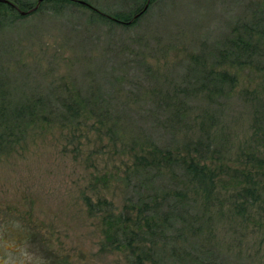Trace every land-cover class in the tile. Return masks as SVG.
Instances as JSON below:
<instances>
[{"label": "rangeland", "instance_id": "374dc122", "mask_svg": "<svg viewBox=\"0 0 264 264\" xmlns=\"http://www.w3.org/2000/svg\"><path fill=\"white\" fill-rule=\"evenodd\" d=\"M84 1L105 13L145 2ZM55 12L46 3L0 28V106L37 97L59 103L71 90L119 119L113 132L90 121L10 138L16 144L0 152V264H127L123 249L106 244L103 216L155 194L139 184L145 167L133 155L151 143L185 155L189 142L208 178L200 185L160 165L162 193L188 197L184 211L170 216L166 241L178 238L184 264H264V205L248 208L239 194L249 182L237 172L248 149L264 142V72L255 71L264 67V0H154L129 27L93 22L79 10ZM254 23L257 56L243 65L223 59L229 39ZM202 69L234 74L235 82L222 93L200 91ZM166 101L181 107L175 113ZM135 133L145 142L131 148ZM166 254L161 263L177 264Z\"/></svg>", "mask_w": 264, "mask_h": 264}, {"label": "trees", "instance_id": "16d2710c", "mask_svg": "<svg viewBox=\"0 0 264 264\" xmlns=\"http://www.w3.org/2000/svg\"><path fill=\"white\" fill-rule=\"evenodd\" d=\"M9 1L13 2L14 5L0 2V28L14 25L17 21L25 19L29 14L37 12L46 3L53 5L56 12L58 10L72 12L73 10H79L80 12H85L87 17L93 22H103L108 25L114 24L117 26L123 25L122 27H129L138 21L147 11L150 3L154 0H149L148 7L136 18L133 17L134 14L142 10L146 0L143 5L135 6L127 12L114 13H105L92 4H90L91 6L80 4L76 0H43L38 4L36 9L25 15H21L17 8L29 10L35 6V2L33 3L26 0ZM254 28L259 29V25L257 26V24L254 23V25L248 27V25L244 24L241 31L234 34L231 39H229L226 49L223 50V56H220L223 59H228L230 62H238L239 65L246 64V62L251 60L252 55L257 56L258 45L252 41V35L249 33V31ZM195 60H198V57H195ZM255 71L264 72V67L259 68L256 66ZM200 73L204 75V77H199L200 91L208 92L213 87L219 93H222L221 88L224 84L232 86L235 82L234 74L226 75L223 72V74L214 77L212 71H203V69ZM207 86V89L202 88ZM181 90L185 91V89H180L177 94L181 93V96L185 97V94L181 92ZM68 91L69 96L61 99L59 103L51 99L45 100L41 97H37L33 101L29 100L15 107L11 105H1L0 152L7 151L16 144L14 143L11 145L10 138H12L11 140L13 143L15 141L13 140L14 136L21 134L20 139L23 140L27 135H31L30 130L35 127L39 130H45L53 124L85 127L88 126V123L91 121L103 124L109 132H113V129L116 128L118 117L115 118L110 115L104 116L98 111L96 100L91 101L87 96L77 95L71 90ZM181 102L182 101L173 103L166 101L165 105L173 106L176 113L181 107ZM175 117L176 114L173 115L172 121H175ZM108 123L110 127L106 125ZM3 135H5V137H3ZM128 140L131 144V148L136 143L145 142V139L142 138L140 133L131 134ZM261 140H264V138L262 137ZM190 143L191 142L188 143L189 149L185 155L179 154L176 156L171 147L160 146L154 143H151L145 154L141 156L133 155L135 162L138 163H134V165H142L141 167H145L142 169L134 168V170L140 169V173L137 175L139 184H150V188H152L155 194L145 199V202L140 200L137 206H135V204L132 206L130 205L131 202L127 201L123 209L117 213L108 209L103 216L106 244L118 250L123 249L126 254L127 264H166L161 262L167 260L164 257L167 256L166 252L168 250H170V255L168 256H172L177 264H184L181 253H179L180 249L179 252L177 251L176 253V248L178 249L176 240L178 241V238L166 241L168 239L164 236L167 229L170 227V216L172 218L176 210L181 212L184 211L188 197L187 194L179 190L175 191L172 196L169 195L170 193H162L165 187L162 184H157L156 180L157 176L161 174L160 165L165 163L166 166H174L177 168L181 175L191 179L192 182H198L200 185L201 182L205 183V180L208 178V173H205L204 166H200V159L190 154L191 152L197 153L198 151L195 144L192 151H190ZM198 157L200 158V156ZM258 167H261V171L254 173L252 176L247 172V169L249 171H255ZM243 168L244 170H237V172L249 183L241 190L239 195L243 194L244 198L248 200V208H263L264 142L253 144L248 149L245 154V164ZM209 172L211 171L209 170ZM128 173L129 171L126 170V174ZM161 203L162 205L164 203V206H166V208L168 207V210H162ZM88 206L91 211L93 204L90 203V201H88ZM176 214L177 216L179 215V213ZM181 218H183V216ZM160 240L164 242L160 243ZM187 256H190L188 252ZM193 262L196 264L195 261Z\"/></svg>", "mask_w": 264, "mask_h": 264}, {"label": "water", "instance_id": "95a60500", "mask_svg": "<svg viewBox=\"0 0 264 264\" xmlns=\"http://www.w3.org/2000/svg\"><path fill=\"white\" fill-rule=\"evenodd\" d=\"M41 1H43V0H37V4L33 7V8H31V9H29V10H21V9H19V8H17L18 9V12L21 14V15H25V14H27V13H29V12H31V11H33L34 9H36L37 7H38V4L41 2ZM78 3H80V4H86V5H88V6H91L90 4H88L87 2H85L84 0H76ZM148 1L149 0H147L146 1V3L144 4V6H143V8H142V10L140 11V12H138V13H136V14H134V18H136V17H138L147 7H148ZM0 2H4V3H11V4H13L14 5V3L13 2H11V1H9V0H0Z\"/></svg>", "mask_w": 264, "mask_h": 264}]
</instances>
